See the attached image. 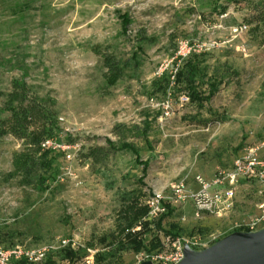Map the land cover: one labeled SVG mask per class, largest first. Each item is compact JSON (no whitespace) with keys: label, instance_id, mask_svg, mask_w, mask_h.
Here are the masks:
<instances>
[{"label":"rangeland","instance_id":"obj_1","mask_svg":"<svg viewBox=\"0 0 264 264\" xmlns=\"http://www.w3.org/2000/svg\"><path fill=\"white\" fill-rule=\"evenodd\" d=\"M122 15L131 22L127 33ZM184 44L188 54L182 56ZM191 55L207 66L206 81L218 84L213 98L199 104L185 92L153 93L152 82L165 71L176 72L182 61L176 58ZM109 56L123 67L111 86ZM15 82L27 84L29 96L44 98L57 114L63 134L52 143L63 154L57 183L41 193L11 175L23 141L0 138V248L47 247L46 259L52 256L57 264H95L104 248L100 239L118 234L127 194L146 206L155 193L168 196L181 182L199 190L197 177L211 181L219 170H231L246 148L259 146L264 1L0 0V109ZM199 91L207 96L211 87L203 84ZM107 139L137 147L149 162L143 183L136 157L110 151ZM259 191L256 182L241 181L230 209L196 217L187 203L174 208L164 229L146 215L145 239H159L158 253L168 237H199V249H207L256 212ZM139 225L133 231L144 232ZM172 226L179 236L166 232ZM68 246L86 248L85 257L63 259ZM146 256L125 250L104 264H143L150 261Z\"/></svg>","mask_w":264,"mask_h":264},{"label":"trees","instance_id":"obj_2","mask_svg":"<svg viewBox=\"0 0 264 264\" xmlns=\"http://www.w3.org/2000/svg\"><path fill=\"white\" fill-rule=\"evenodd\" d=\"M247 1V0H246ZM251 1V0H250ZM264 1V0H262ZM123 32L127 33L130 19L127 15H122ZM141 47L137 49L140 50ZM139 52V53H140ZM194 56V55H193ZM192 55L181 59L180 64L176 63V72L165 71L158 79L152 82V91L155 94L163 96H173L174 93L185 92L192 102L199 104L208 101L218 91V84L207 80V66H203ZM134 61L139 66L137 60L138 54H134ZM105 66L109 69L108 84L115 85L123 75V67L111 56L105 60ZM173 78V80H172ZM203 84H209L211 91L204 96L199 91ZM13 91L7 95V102L4 108L0 109V138L6 135H13L23 141L24 150L14 153L12 172L13 177H20L24 186L36 189L41 193L52 190L57 183L61 173L60 158L63 152L54 147L46 145V142H53L60 138L63 130L60 128L57 114L47 105L44 98L30 97V88L27 84L15 82ZM9 115L5 118L3 114ZM110 151H127L135 157V162L143 167V176L139 179L143 183L149 167L148 161H142L139 150L131 143L123 142L116 144L110 139L106 140ZM127 206L122 210V224L119 227L117 236L115 234L102 237L100 241L104 248L95 254V264H104L109 258H118L120 253L125 250H132L136 254L145 253L151 257L159 252L161 246L157 237L151 240L145 239V232L149 231V223L143 222V218L148 213V208L139 203L135 194H127ZM174 209L169 207L168 213L164 214L156 223L159 229L163 228V222L173 215ZM140 223L143 224L144 232L133 231ZM180 229L172 226L166 231L173 236H179ZM237 229L235 232H240ZM87 250H74L71 246L65 247L61 253L63 259L71 263L80 260L83 256L81 253ZM13 264H33L25 259L14 262ZM44 264H57L54 258L48 257Z\"/></svg>","mask_w":264,"mask_h":264},{"label":"built area","instance_id":"obj_3","mask_svg":"<svg viewBox=\"0 0 264 264\" xmlns=\"http://www.w3.org/2000/svg\"><path fill=\"white\" fill-rule=\"evenodd\" d=\"M181 50H186L182 56L188 54V46L184 44ZM181 51H179L180 53ZM186 53V54H185ZM181 54V53H180ZM179 56V57H182ZM46 145H53L46 142ZM264 150V134L257 147H248L243 155L237 157L231 170H219L213 180L207 181L197 177L199 190L189 188L184 182L171 187L168 196L162 192L155 193L147 201V218L150 221L159 220L168 213L169 207L177 208L184 204H192L195 216L203 213L220 214L222 210L230 209L233 205V197L236 186L241 181H253L260 186L261 200L256 205V212L238 225L237 229L243 232H257L264 228V157H259V152ZM140 225L137 229H140ZM199 237L170 238L163 243L164 250L151 257L146 256L153 264H179L184 259V249L189 246L193 250L200 251ZM66 246L70 241H63ZM70 245V244H69ZM49 248L43 247L37 250H28L22 246L8 249L0 248V264H13L25 259L30 263L39 264L45 261Z\"/></svg>","mask_w":264,"mask_h":264},{"label":"water","instance_id":"obj_4","mask_svg":"<svg viewBox=\"0 0 264 264\" xmlns=\"http://www.w3.org/2000/svg\"><path fill=\"white\" fill-rule=\"evenodd\" d=\"M179 264H264V228L257 232H234L200 251L186 246Z\"/></svg>","mask_w":264,"mask_h":264}]
</instances>
